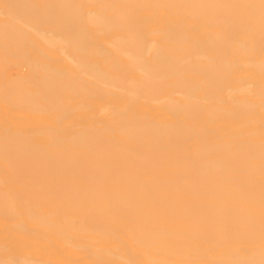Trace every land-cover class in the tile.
Returning a JSON list of instances; mask_svg holds the SVG:
<instances>
[{"label":"bare ground","instance_id":"obj_1","mask_svg":"<svg viewBox=\"0 0 264 264\" xmlns=\"http://www.w3.org/2000/svg\"><path fill=\"white\" fill-rule=\"evenodd\" d=\"M0 264H264V0H0Z\"/></svg>","mask_w":264,"mask_h":264}]
</instances>
